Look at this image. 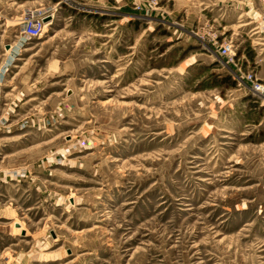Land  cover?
<instances>
[{
  "label": "rangeland",
  "instance_id": "1",
  "mask_svg": "<svg viewBox=\"0 0 264 264\" xmlns=\"http://www.w3.org/2000/svg\"><path fill=\"white\" fill-rule=\"evenodd\" d=\"M0 264H264V0H0Z\"/></svg>",
  "mask_w": 264,
  "mask_h": 264
},
{
  "label": "built area",
  "instance_id": "2",
  "mask_svg": "<svg viewBox=\"0 0 264 264\" xmlns=\"http://www.w3.org/2000/svg\"><path fill=\"white\" fill-rule=\"evenodd\" d=\"M47 15H40V14H28L24 20L21 22V28H20V35L22 39H30L34 38L36 36H39L43 30L44 27L47 24V21H44V18ZM220 54L225 57H230L232 54V46L230 43L223 44L220 46ZM253 83V89L257 92H261L263 89L262 84L257 82L256 80L252 82Z\"/></svg>",
  "mask_w": 264,
  "mask_h": 264
},
{
  "label": "water",
  "instance_id": "3",
  "mask_svg": "<svg viewBox=\"0 0 264 264\" xmlns=\"http://www.w3.org/2000/svg\"><path fill=\"white\" fill-rule=\"evenodd\" d=\"M48 19H49V16L45 17V18H44V21H47Z\"/></svg>",
  "mask_w": 264,
  "mask_h": 264
},
{
  "label": "bare ground",
  "instance_id": "4",
  "mask_svg": "<svg viewBox=\"0 0 264 264\" xmlns=\"http://www.w3.org/2000/svg\"><path fill=\"white\" fill-rule=\"evenodd\" d=\"M48 23V22H47Z\"/></svg>",
  "mask_w": 264,
  "mask_h": 264
}]
</instances>
